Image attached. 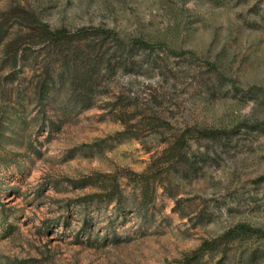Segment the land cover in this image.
<instances>
[{"label":"rangeland","instance_id":"1","mask_svg":"<svg viewBox=\"0 0 264 264\" xmlns=\"http://www.w3.org/2000/svg\"><path fill=\"white\" fill-rule=\"evenodd\" d=\"M21 15L151 48L136 53L138 70L109 79L99 106L62 121L49 108L18 129L24 144H4L0 264H264V0H0L12 37ZM15 73L14 87L30 82L31 71ZM183 133L194 171L164 170L146 216L96 196L112 175L134 198L125 173H143Z\"/></svg>","mask_w":264,"mask_h":264},{"label":"trees","instance_id":"2","mask_svg":"<svg viewBox=\"0 0 264 264\" xmlns=\"http://www.w3.org/2000/svg\"><path fill=\"white\" fill-rule=\"evenodd\" d=\"M25 20L21 29L23 34L14 37L0 26V48L3 49L1 67L11 71L7 76V85L0 90V165L1 149L4 144L21 137L32 123L46 122L48 109L58 114L59 120L80 114L99 106V101L110 96L109 79L119 72H134L138 69L136 53L147 51L151 47L140 39L126 40L117 32L103 26H88L77 30L67 28L51 29L47 24L33 16L21 15ZM20 72H32L30 82L14 87ZM35 109L28 118L29 107ZM105 106H110L106 104ZM127 126L126 134L133 127L122 119ZM53 129L58 128L57 121H51ZM190 132V130H189ZM188 133H183L173 142H169L161 152L154 155L143 173L127 171L124 175L135 186L132 196H127L118 176L108 175V182L99 187L96 196L104 197L107 202H115L117 208L133 209L146 216L148 208L154 203L157 191L163 186L166 172L179 170V165H188L187 172L194 171L184 151L188 145ZM203 136H213L214 132L203 131ZM188 176V173H186ZM104 177L106 175H98ZM90 179L80 186L89 185ZM243 230H254L247 225L239 226ZM208 243L203 245V249Z\"/></svg>","mask_w":264,"mask_h":264}]
</instances>
